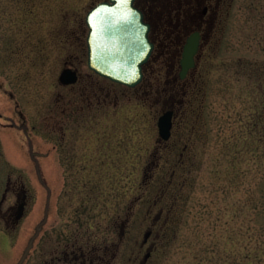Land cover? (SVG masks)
<instances>
[{
    "label": "rangeland",
    "instance_id": "obj_1",
    "mask_svg": "<svg viewBox=\"0 0 264 264\" xmlns=\"http://www.w3.org/2000/svg\"><path fill=\"white\" fill-rule=\"evenodd\" d=\"M101 1L0 0V111H22L54 188L24 264L81 250L102 264H264V0H139L156 49L136 87L88 65L86 15ZM65 67L78 82H60ZM14 163L30 191L19 223L5 213L17 192L2 205L0 264H17L46 207L29 159Z\"/></svg>",
    "mask_w": 264,
    "mask_h": 264
},
{
    "label": "water",
    "instance_id": "obj_2",
    "mask_svg": "<svg viewBox=\"0 0 264 264\" xmlns=\"http://www.w3.org/2000/svg\"><path fill=\"white\" fill-rule=\"evenodd\" d=\"M136 0H105L90 9L86 16L89 27L87 37L89 67L100 76L129 87H136L144 77L143 67L149 61L154 49L149 32L151 24L145 20L144 12L135 4ZM201 45V33L193 32L184 45L180 61L179 77L184 79L196 67V55ZM59 80L64 85L75 84L79 80L76 69L65 67ZM174 110L165 111L158 119L159 133L168 140L172 135ZM37 171L48 189L45 214L36 226L35 233L17 264H23L29 256L43 226L49 219L52 190L42 178L39 164ZM23 207L19 218L24 215ZM151 234H146V239ZM150 253L146 255L148 258Z\"/></svg>",
    "mask_w": 264,
    "mask_h": 264
},
{
    "label": "flooded vegetation",
    "instance_id": "obj_3",
    "mask_svg": "<svg viewBox=\"0 0 264 264\" xmlns=\"http://www.w3.org/2000/svg\"><path fill=\"white\" fill-rule=\"evenodd\" d=\"M138 1L139 0H136V5L141 8V10L144 12L145 20L151 24L149 36L150 39L154 42L156 49V40L153 36V24L148 19L146 9L140 6ZM206 10L207 9H205L204 12H206ZM0 134L3 135L0 136V192L2 193L0 198V217H3V214L5 213H9L11 218L13 219V222L16 224L19 223L25 215L30 188L27 186L25 179L21 175H17L18 177L16 176L15 178H13L11 169L12 161L15 162L14 164H19L18 167H21L23 164H27L29 159L30 165H32L34 169V176L36 177V186L41 190L45 189L48 193V189L43 183V181H41L37 171V164H39L42 173V178L51 188L53 194V184L49 180L47 174V167L44 162L45 159L49 157V152L41 149V146L34 139V136L32 135V130L29 128L26 120L24 119L22 111L17 108L14 112H12V114L0 111ZM10 134H13V136H17L19 138V140L21 141L20 146L17 144L16 141H13V144L11 141L4 142V135ZM22 149L24 150L23 152H21ZM13 191L17 192L16 207L15 205H10L7 207L5 213H2V205L6 200L7 194ZM21 206H24V215L19 218V213L22 211ZM42 219L39 222H41ZM44 227L45 226H43V229ZM81 251V253H75L72 258L70 257V253L65 254L63 261L67 264H72L71 262H73V264L103 263L102 258L97 259L94 256V250L90 253H85V251L83 250Z\"/></svg>",
    "mask_w": 264,
    "mask_h": 264
},
{
    "label": "trees",
    "instance_id": "obj_4",
    "mask_svg": "<svg viewBox=\"0 0 264 264\" xmlns=\"http://www.w3.org/2000/svg\"><path fill=\"white\" fill-rule=\"evenodd\" d=\"M264 191V189H262Z\"/></svg>",
    "mask_w": 264,
    "mask_h": 264
}]
</instances>
